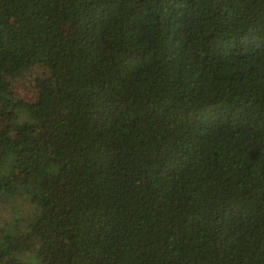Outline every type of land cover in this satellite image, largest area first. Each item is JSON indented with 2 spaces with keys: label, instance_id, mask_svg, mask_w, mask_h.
Masks as SVG:
<instances>
[{
  "label": "trees",
  "instance_id": "obj_1",
  "mask_svg": "<svg viewBox=\"0 0 264 264\" xmlns=\"http://www.w3.org/2000/svg\"><path fill=\"white\" fill-rule=\"evenodd\" d=\"M0 264H264V0H0Z\"/></svg>",
  "mask_w": 264,
  "mask_h": 264
},
{
  "label": "rangeland",
  "instance_id": "obj_2",
  "mask_svg": "<svg viewBox=\"0 0 264 264\" xmlns=\"http://www.w3.org/2000/svg\"><path fill=\"white\" fill-rule=\"evenodd\" d=\"M15 93L19 96H33V87L31 84H27V83H20L17 87H15ZM3 214H5V211L3 210L2 212Z\"/></svg>",
  "mask_w": 264,
  "mask_h": 264
}]
</instances>
